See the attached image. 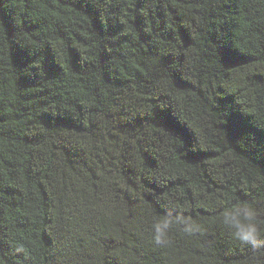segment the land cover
<instances>
[{
	"label": "trees",
	"instance_id": "obj_1",
	"mask_svg": "<svg viewBox=\"0 0 264 264\" xmlns=\"http://www.w3.org/2000/svg\"><path fill=\"white\" fill-rule=\"evenodd\" d=\"M236 203L264 238V0H0V264H264Z\"/></svg>",
	"mask_w": 264,
	"mask_h": 264
},
{
	"label": "clouds",
	"instance_id": "obj_2",
	"mask_svg": "<svg viewBox=\"0 0 264 264\" xmlns=\"http://www.w3.org/2000/svg\"><path fill=\"white\" fill-rule=\"evenodd\" d=\"M223 223L233 229L232 236L239 242L250 245L253 249L264 247V238L257 222V210L252 204H233L223 212ZM171 224L172 220L166 217L154 225V239L157 244L165 242Z\"/></svg>",
	"mask_w": 264,
	"mask_h": 264
}]
</instances>
